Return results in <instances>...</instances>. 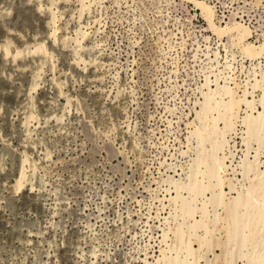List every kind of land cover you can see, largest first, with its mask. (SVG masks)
<instances>
[{"label":"rangeland","instance_id":"rangeland-1","mask_svg":"<svg viewBox=\"0 0 264 264\" xmlns=\"http://www.w3.org/2000/svg\"><path fill=\"white\" fill-rule=\"evenodd\" d=\"M263 203L264 0H0V264H264Z\"/></svg>","mask_w":264,"mask_h":264},{"label":"bare ground","instance_id":"bare-ground-1","mask_svg":"<svg viewBox=\"0 0 264 264\" xmlns=\"http://www.w3.org/2000/svg\"><path fill=\"white\" fill-rule=\"evenodd\" d=\"M213 106V105H212ZM210 107V106H209ZM227 109V108H226ZM206 111H207V109H206ZM207 116V115H206ZM209 121V120H208ZM206 123H209V122H206ZM207 125V124H206ZM261 186V185H260ZM262 191V190H261ZM246 203L245 204H247V201H245ZM256 202V201H255ZM244 203V202H243ZM249 203H251V201L250 202H248V204H247V206L248 207H251L250 206V204ZM236 204V203H235ZM264 204V203H263ZM245 207V206H244ZM255 207V206H254ZM258 209V208H257ZM252 210V209H251ZM247 211H248V209H247ZM258 211V210H257ZM251 213H253L251 216H250V219L249 220H253V218H251L254 214H255V211L254 212H251ZM257 213H259V211L257 212ZM260 213H261V211H260ZM263 215V214H262ZM261 215V216H262ZM245 217H247V215H245ZM259 217V216H258ZM258 217H256V218H258ZM262 217H264V216H262ZM262 217H260V218H258L257 219V223L258 224H262L263 223V225H264V218H262ZM256 218H255V221H256ZM248 219V218H247ZM255 223V222H254ZM261 226V227H263L264 228V226ZM243 226V225H242ZM253 227V226H252ZM257 229V228H256ZM260 234V233H259ZM257 247V246H256ZM258 261V260H257Z\"/></svg>","mask_w":264,"mask_h":264}]
</instances>
